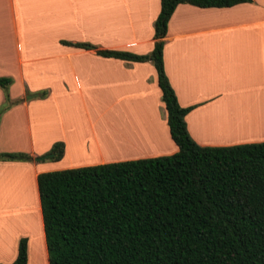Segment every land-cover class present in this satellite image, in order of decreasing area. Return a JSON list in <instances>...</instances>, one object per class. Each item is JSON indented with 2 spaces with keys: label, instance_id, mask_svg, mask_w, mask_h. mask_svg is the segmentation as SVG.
<instances>
[{
  "label": "crops",
  "instance_id": "crops-1",
  "mask_svg": "<svg viewBox=\"0 0 264 264\" xmlns=\"http://www.w3.org/2000/svg\"><path fill=\"white\" fill-rule=\"evenodd\" d=\"M158 10L159 0H0V76L12 79L0 113V153L31 157L0 160V263L10 264L25 238V264H48L39 172L177 150L152 64L95 53H149ZM162 40L163 69L178 104L190 107L184 122L195 143L264 141V0L179 3ZM98 104L108 108L103 117L90 112ZM110 107L120 118L108 122ZM54 142L63 144L59 159H36Z\"/></svg>",
  "mask_w": 264,
  "mask_h": 264
},
{
  "label": "trees",
  "instance_id": "trees-1",
  "mask_svg": "<svg viewBox=\"0 0 264 264\" xmlns=\"http://www.w3.org/2000/svg\"><path fill=\"white\" fill-rule=\"evenodd\" d=\"M249 1L159 0L149 53L95 49L100 56L152 64L177 150L39 172L36 186L48 264H264V141L195 143L184 122L190 107L178 104L162 62V38L177 4L226 7ZM11 82L0 76V113L9 105ZM62 148V142H54L51 159H59ZM0 160L31 157L1 152ZM25 263L26 239L20 238L10 264Z\"/></svg>",
  "mask_w": 264,
  "mask_h": 264
},
{
  "label": "rangeland",
  "instance_id": "rangeland-1",
  "mask_svg": "<svg viewBox=\"0 0 264 264\" xmlns=\"http://www.w3.org/2000/svg\"><path fill=\"white\" fill-rule=\"evenodd\" d=\"M98 101H101V100H95V102H98ZM103 109L104 108H103V105L102 104H98L94 108H92V106H90V110H91L90 112H92V113L94 112V117H103L102 116V113H100L101 111H103ZM107 109L108 108H105L104 110L107 111ZM116 115H118V114H115L114 113V110H111V107H110V112L109 113H105V120H107L108 122H110V120H112L113 118H114V120L117 119V118H120L119 115H118V117Z\"/></svg>",
  "mask_w": 264,
  "mask_h": 264
},
{
  "label": "water",
  "instance_id": "water-1",
  "mask_svg": "<svg viewBox=\"0 0 264 264\" xmlns=\"http://www.w3.org/2000/svg\"><path fill=\"white\" fill-rule=\"evenodd\" d=\"M48 156H52V153H50V154H46V155H44V156H40V157H38V158H36V159H44V158H46V157H48Z\"/></svg>",
  "mask_w": 264,
  "mask_h": 264
}]
</instances>
